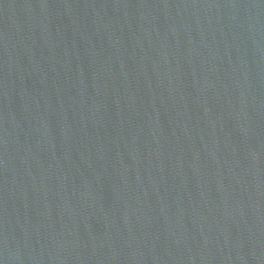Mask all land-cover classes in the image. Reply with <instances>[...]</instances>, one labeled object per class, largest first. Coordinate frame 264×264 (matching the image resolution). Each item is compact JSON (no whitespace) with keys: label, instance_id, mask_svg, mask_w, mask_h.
Segmentation results:
<instances>
[{"label":"water","instance_id":"obj_1","mask_svg":"<svg viewBox=\"0 0 264 264\" xmlns=\"http://www.w3.org/2000/svg\"><path fill=\"white\" fill-rule=\"evenodd\" d=\"M0 264H264V0H0Z\"/></svg>","mask_w":264,"mask_h":264}]
</instances>
